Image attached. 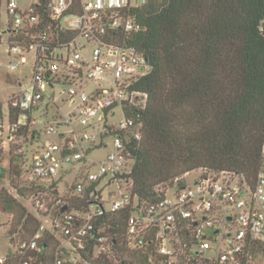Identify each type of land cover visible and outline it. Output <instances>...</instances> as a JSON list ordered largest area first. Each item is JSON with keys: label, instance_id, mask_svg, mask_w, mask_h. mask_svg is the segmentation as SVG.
<instances>
[{"label": "built area", "instance_id": "2783aa9c", "mask_svg": "<svg viewBox=\"0 0 264 264\" xmlns=\"http://www.w3.org/2000/svg\"><path fill=\"white\" fill-rule=\"evenodd\" d=\"M156 1L50 0L45 13L37 2H6L8 66L17 70L30 62V53L32 59L7 113L0 109V148L6 146L2 139L11 142L24 129L35 141L55 135L37 148L30 178L50 184L68 176L72 195H88L90 202L60 208L53 229L41 224L28 238L10 239L13 249L0 256V264H92L100 257L113 264H250L256 246L264 248V149L253 187L233 174L200 169L194 182L175 184L155 200L133 193L129 142L142 138V122L127 108L145 106L147 93L133 84L151 67L135 47L106 35L138 30L130 8ZM69 32L76 35L63 40ZM59 85L67 86L60 95L71 109L48 120ZM118 109L120 117L111 120ZM106 138L111 149L93 159ZM124 208L130 215L119 242L100 223ZM48 232L56 245L48 244Z\"/></svg>", "mask_w": 264, "mask_h": 264}, {"label": "trees", "instance_id": "16d2710c", "mask_svg": "<svg viewBox=\"0 0 264 264\" xmlns=\"http://www.w3.org/2000/svg\"><path fill=\"white\" fill-rule=\"evenodd\" d=\"M49 1H37L44 13ZM129 14L140 28L106 37L135 47L151 67L133 84L147 93L145 106L127 108L142 122V138L129 142L133 193L155 200L162 194L158 185L197 169L233 174L253 187L264 149V0H159L131 7ZM76 200L75 207L90 202L88 195ZM0 210L13 214L11 235L28 234L10 236L11 243L40 226L7 191L0 192ZM129 215L128 208L110 214L100 228L122 242ZM91 263L113 264L103 257Z\"/></svg>", "mask_w": 264, "mask_h": 264}, {"label": "rangeland", "instance_id": "374dc122", "mask_svg": "<svg viewBox=\"0 0 264 264\" xmlns=\"http://www.w3.org/2000/svg\"><path fill=\"white\" fill-rule=\"evenodd\" d=\"M8 0H0V35L2 43H0V105L4 111L7 113L8 100L12 94L18 91V82L20 79L26 80L30 74V65L32 59V53L28 56L30 57V62L24 66H21L17 70H12L9 66V60L7 58L8 50V38L6 32L7 24V12H6V2ZM20 6H27L38 0H15ZM91 46L83 51L87 59L90 58ZM95 86V83H91V87ZM67 89L65 85H59L57 90V106L50 107V112L48 115V120L59 112H68L71 109L69 102L62 100L60 91ZM90 91V90H88ZM120 117V110H117L116 116L112 115L111 120H118ZM7 116H5V120ZM40 126V125H39ZM55 135L44 133L38 141L31 138V132L29 129H24L20 131L16 138L7 142L2 139V142L6 146L0 149V166L3 167V172L0 177V192L7 191L16 197L21 203H23L28 211L32 213L39 221L40 225L44 224L46 227L53 229L55 223V216L59 213V209L64 205L68 206V209L74 208L78 204L76 197L72 195L69 188L70 179L68 176L61 178L55 183V186L50 184H41L29 176V166L32 161L33 155L36 153L37 148L42 146L43 142L46 140H56ZM8 143L10 147L8 149ZM112 147L111 139L106 138L105 144L94 151L92 154L93 159L104 158ZM97 169V166L94 167ZM200 169L190 171L185 173L180 178L175 179L173 182H166L158 185L156 190L159 192H165L170 187L175 184L181 185L189 181L190 183L199 175ZM177 182V183H176ZM24 190L22 194L21 190ZM106 205L109 207L110 202L108 201ZM13 222V214L8 212H3L0 210V256L6 255L13 246L9 243L10 236L19 237V234L14 233L11 235V228ZM16 235V236H15ZM250 264H264V250L254 249L252 260Z\"/></svg>", "mask_w": 264, "mask_h": 264}, {"label": "water", "instance_id": "95a60500", "mask_svg": "<svg viewBox=\"0 0 264 264\" xmlns=\"http://www.w3.org/2000/svg\"><path fill=\"white\" fill-rule=\"evenodd\" d=\"M26 111H28V110H26Z\"/></svg>", "mask_w": 264, "mask_h": 264}]
</instances>
